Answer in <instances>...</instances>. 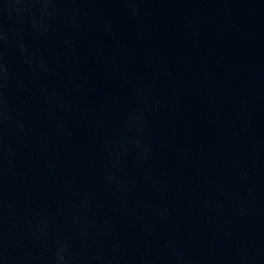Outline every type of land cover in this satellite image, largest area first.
Listing matches in <instances>:
<instances>
[{
	"label": "water",
	"instance_id": "95a60500",
	"mask_svg": "<svg viewBox=\"0 0 264 264\" xmlns=\"http://www.w3.org/2000/svg\"><path fill=\"white\" fill-rule=\"evenodd\" d=\"M0 264H264V0H0Z\"/></svg>",
	"mask_w": 264,
	"mask_h": 264
}]
</instances>
